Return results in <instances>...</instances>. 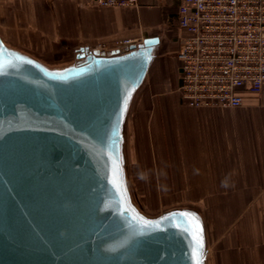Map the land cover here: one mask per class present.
Segmentation results:
<instances>
[{
	"label": "water",
	"instance_id": "obj_1",
	"mask_svg": "<svg viewBox=\"0 0 264 264\" xmlns=\"http://www.w3.org/2000/svg\"><path fill=\"white\" fill-rule=\"evenodd\" d=\"M159 41L48 67L0 39V264H195L197 221L206 264L198 210L149 215L126 177L125 122Z\"/></svg>",
	"mask_w": 264,
	"mask_h": 264
},
{
	"label": "crops",
	"instance_id": "obj_2",
	"mask_svg": "<svg viewBox=\"0 0 264 264\" xmlns=\"http://www.w3.org/2000/svg\"><path fill=\"white\" fill-rule=\"evenodd\" d=\"M176 5V0H138L131 7L0 0V39L45 66L61 67L79 47L108 50L125 39L138 44L158 35L125 122L131 193L145 197L148 211L197 209L206 264H264V81L237 107L186 105L179 92L176 50L184 31L177 26Z\"/></svg>",
	"mask_w": 264,
	"mask_h": 264
},
{
	"label": "built area",
	"instance_id": "obj_3",
	"mask_svg": "<svg viewBox=\"0 0 264 264\" xmlns=\"http://www.w3.org/2000/svg\"><path fill=\"white\" fill-rule=\"evenodd\" d=\"M131 7L138 0H89ZM179 92L189 107H237L264 81V0H176ZM127 39L116 48L129 45Z\"/></svg>",
	"mask_w": 264,
	"mask_h": 264
},
{
	"label": "snow or ice",
	"instance_id": "obj_4",
	"mask_svg": "<svg viewBox=\"0 0 264 264\" xmlns=\"http://www.w3.org/2000/svg\"><path fill=\"white\" fill-rule=\"evenodd\" d=\"M182 215H187V214H182ZM185 230L187 231L189 229H185ZM192 234L194 240L193 254H194L195 264H201V261L198 258V254L199 251L203 248V239H202V229H200L198 221L196 222L195 231Z\"/></svg>",
	"mask_w": 264,
	"mask_h": 264
},
{
	"label": "rangeland",
	"instance_id": "obj_5",
	"mask_svg": "<svg viewBox=\"0 0 264 264\" xmlns=\"http://www.w3.org/2000/svg\"><path fill=\"white\" fill-rule=\"evenodd\" d=\"M167 9H169L170 11H173L174 10V5H171L167 3V5L165 6ZM173 22H176V20H174ZM135 195V200L139 206V208L143 211V212H146L147 214L149 215H155L157 213H159L160 211H162V209L160 210H156V211H148L145 206L147 207V205H145V199L143 200L142 198H145L143 195H140V194H134Z\"/></svg>",
	"mask_w": 264,
	"mask_h": 264
}]
</instances>
